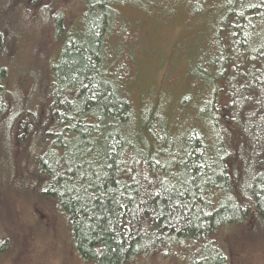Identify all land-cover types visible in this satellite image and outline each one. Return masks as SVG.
I'll return each mask as SVG.
<instances>
[{
	"label": "trees",
	"instance_id": "1",
	"mask_svg": "<svg viewBox=\"0 0 264 264\" xmlns=\"http://www.w3.org/2000/svg\"><path fill=\"white\" fill-rule=\"evenodd\" d=\"M134 1L3 5L0 258L24 236L4 227L14 204L79 264H248L236 236L264 246V0H187L214 21L194 40L190 86L205 91L178 122L121 85L107 39Z\"/></svg>",
	"mask_w": 264,
	"mask_h": 264
},
{
	"label": "rangeland",
	"instance_id": "2",
	"mask_svg": "<svg viewBox=\"0 0 264 264\" xmlns=\"http://www.w3.org/2000/svg\"><path fill=\"white\" fill-rule=\"evenodd\" d=\"M173 1L136 0L124 6H115L118 16L114 19L107 41L112 59L118 56L121 64L119 78L123 90L136 107L155 106L168 119L178 122L184 112H194L195 116L199 91H205L201 82L195 84V81L194 86H190L191 70L194 58L199 57L198 47L207 35L208 23L214 20L207 17L204 8L195 14L190 13L187 0L175 1L176 4ZM5 3L6 0H0V13ZM40 17L49 22L50 15L45 13ZM201 35L203 40L195 46ZM28 56L29 53H26L21 61L24 63L18 65L20 72L26 76L33 70ZM111 68L115 70L116 65ZM194 116L184 119L183 126L191 128L198 124L200 127L201 121H193ZM14 207L18 218L14 224L4 227H11L24 236L14 243L6 258H0V264H79L69 253L66 239L61 237L62 231L54 239L52 235L45 237L33 231L32 223L27 222L26 208L16 204ZM235 241L238 250L243 251L246 258L251 257L248 264H264L262 244H256L249 236L237 235ZM172 261L156 259L146 264H179ZM231 264L236 263L232 261Z\"/></svg>",
	"mask_w": 264,
	"mask_h": 264
}]
</instances>
